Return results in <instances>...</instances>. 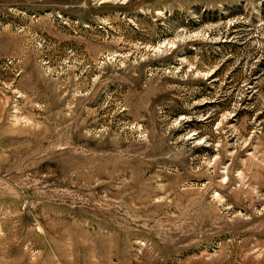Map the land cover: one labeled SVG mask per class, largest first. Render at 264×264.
<instances>
[{"label":"rangeland","instance_id":"obj_1","mask_svg":"<svg viewBox=\"0 0 264 264\" xmlns=\"http://www.w3.org/2000/svg\"><path fill=\"white\" fill-rule=\"evenodd\" d=\"M0 264H264V0H0Z\"/></svg>","mask_w":264,"mask_h":264}]
</instances>
